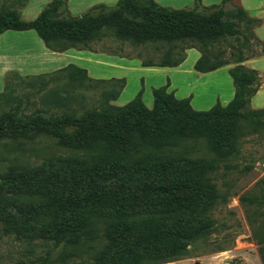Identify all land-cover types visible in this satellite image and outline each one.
I'll use <instances>...</instances> for the list:
<instances>
[{"label": "trees", "instance_id": "trees-1", "mask_svg": "<svg viewBox=\"0 0 264 264\" xmlns=\"http://www.w3.org/2000/svg\"><path fill=\"white\" fill-rule=\"evenodd\" d=\"M26 1L10 0L0 8V34L32 30L54 53L68 49L96 52L92 45L107 35L135 46H166L157 63L140 61L142 67H176L184 60L185 50L195 49L199 53L192 67L195 72L207 73L233 64L227 70L233 94L225 106L216 101L208 110L196 111L190 105V95L175 98L167 92L166 82L151 89L150 109L142 104V89L123 106L113 107L107 104L118 97L123 79L91 80L84 69L71 64L32 76L42 81L65 75L68 84L80 80L100 83V103L78 117L63 113L54 122L38 115L22 120L2 113L0 139L51 135L59 147L96 155L99 162L64 158L55 164L48 161L51 171L39 167L10 169L2 177L5 186L32 191L39 197L37 209L60 219L47 231L55 244L88 239L92 230L86 214L96 209L125 219L118 221L111 236L120 244L135 237L138 243L174 252L209 234L212 222L202 213L221 197L205 176L209 164L183 156L158 159L154 153L133 155L198 139L204 141L214 161L229 153L238 120L264 112L248 109L259 81L256 71L241 66L249 57L264 55V45L253 35L259 21L240 7L225 12L230 0L208 7H202L201 0H193L191 8L180 10L162 8L152 0H117L113 7L92 6L75 17L68 14L66 0H50L32 21L24 22L18 9ZM219 45L231 49L229 59ZM175 51L181 54L173 56ZM247 51L253 53L247 55ZM6 90L7 85L3 92ZM50 93V103L55 107H64L72 99L59 96L55 89ZM4 96L0 93L1 98ZM114 222L112 219L111 224Z\"/></svg>", "mask_w": 264, "mask_h": 264}, {"label": "rangeland", "instance_id": "rangeland-1", "mask_svg": "<svg viewBox=\"0 0 264 264\" xmlns=\"http://www.w3.org/2000/svg\"><path fill=\"white\" fill-rule=\"evenodd\" d=\"M9 2L0 0V8ZM232 8L226 5L224 11L228 13ZM227 41L234 45L233 41ZM92 47L96 51L120 53L129 60H150L153 63H157L166 50L165 45L135 46L109 35ZM219 48L224 50V57L229 59L231 49L227 45H219ZM183 53L185 55V51ZM244 53L248 55L253 52ZM180 54L175 51L172 55ZM190 58L191 55H188V60ZM226 66L229 69L233 64ZM89 70L93 75L92 70ZM137 75L135 72L128 76L125 92L116 103L114 100L107 105L120 107L132 100L142 89ZM91 80L96 79L91 77ZM148 80L147 87L150 84ZM5 85L7 90L3 92ZM186 85L191 94L185 97L191 95V107L196 111H206L208 102H212L214 90H226V84L220 83L207 85L205 92L194 93L196 87H192L190 81ZM54 89L58 90L59 96L72 98L66 106L55 107L50 103V91ZM102 89L100 83L88 84L82 80L68 84L65 75L46 77L40 81L33 80L32 76H19L10 72L4 77L0 91L5 95V99L0 97V115L10 113L22 120L38 115L46 122L58 120L63 113H73L78 117L84 110L95 108L100 103ZM150 92L149 88L145 94L143 89L141 91L142 104L146 109L152 106ZM29 137L24 139L15 136L12 139L9 136L0 139V264H264V112L238 120L231 149L222 159L214 161L213 154L207 150L202 139L180 142L179 146L169 148L147 149L133 155L138 157L154 153L158 159L183 156L201 159L209 164L205 176L221 196L209 210L202 213L203 217L210 219L212 227L206 236L196 239L184 250L174 252L138 243L135 237L125 244L111 240L114 227L119 220L123 222L125 219L98 209L86 214L92 230L88 239L58 244L51 241L47 231L60 219L52 214L41 213L37 209L38 196L22 187L11 189L5 186L2 177L8 170L20 167L28 170L39 167L51 171L48 161L55 164L57 159H85L88 163L99 162V159L96 155L90 157L59 147L51 135L36 134ZM112 219L116 221L114 224H111Z\"/></svg>", "mask_w": 264, "mask_h": 264}, {"label": "crops", "instance_id": "crops-1", "mask_svg": "<svg viewBox=\"0 0 264 264\" xmlns=\"http://www.w3.org/2000/svg\"><path fill=\"white\" fill-rule=\"evenodd\" d=\"M49 1L27 0L18 9L20 20L24 22L32 21ZM152 1L162 8L172 10L191 8L193 4V0ZM220 1L201 0L200 5L202 7H208L217 5ZM116 2L117 0H66V8L68 14L75 17L87 11L92 6L104 5L106 7H113ZM226 5L240 7L248 17L259 21V24L253 28V35L264 45V0H230ZM118 54H111V52L105 51L91 53L87 51H75L73 49H68L61 53H54L43 46L42 42L32 30L20 32L5 31L0 34V91L3 87L4 77L10 72H14L19 76H36L53 72L71 64L80 69H84L87 76L92 77V79H123L124 87L114 103L125 92L128 84V76H132L135 72L138 73L136 78L138 83L142 85L144 94L146 89L149 88L151 91V89L161 87L167 82V91L172 92L177 99H182L186 94H191L186 89V84L190 81L192 87H196L193 90L194 93L205 92L207 85L226 84L225 91L220 92L214 90L212 92V102H208L205 110L212 107L216 101L221 106H225L232 98L233 87L231 86L232 83L227 72V66L207 73L195 72L192 67L198 59L199 53L194 49L185 50L184 60L173 68L142 67L140 62L134 59L129 60L127 59L128 57L120 53ZM188 55H191L189 60ZM186 60H188V63H185ZM241 66L256 71L259 81V87L256 93L250 98L248 108L264 111V55L249 57L241 63ZM89 69L92 70L93 75L90 74ZM146 78L150 82L148 87L146 86ZM198 89L199 91H197ZM142 98L143 96H141V101Z\"/></svg>", "mask_w": 264, "mask_h": 264}]
</instances>
